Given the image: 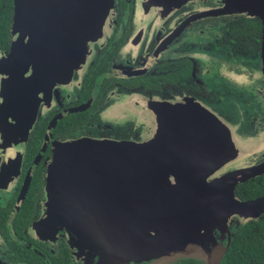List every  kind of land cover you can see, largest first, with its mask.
I'll return each mask as SVG.
<instances>
[{
	"label": "water",
	"instance_id": "obj_1",
	"mask_svg": "<svg viewBox=\"0 0 264 264\" xmlns=\"http://www.w3.org/2000/svg\"><path fill=\"white\" fill-rule=\"evenodd\" d=\"M13 1L10 48L0 51V141L14 138L3 165L11 171L22 161L24 138L40 110L55 105L60 90L82 85L97 47L106 45L112 34L115 14L114 0ZM152 1L175 10L197 0ZM199 1L202 10L193 16L261 21L264 76V0ZM167 18L148 22L166 27ZM145 21L140 24L148 27ZM180 27L166 39L172 40ZM73 62L78 71L72 76ZM142 92L126 93L121 107L128 105L133 121L153 126L144 139L81 137L57 143L48 162L45 212L34 233L42 237L64 229L86 247L111 256L164 253L152 264L182 258L220 264L223 250L213 257L216 251L205 248L214 238L211 226L216 229L219 219L233 220L236 210L246 221L264 215V197L243 202L234 194L239 183L264 173V150L258 160L227 169L246 154L238 144L245 138L236 126L196 97ZM53 128L54 122L47 138ZM246 139L250 154L264 149V130Z\"/></svg>",
	"mask_w": 264,
	"mask_h": 264
},
{
	"label": "flooded vegetation",
	"instance_id": "obj_2",
	"mask_svg": "<svg viewBox=\"0 0 264 264\" xmlns=\"http://www.w3.org/2000/svg\"><path fill=\"white\" fill-rule=\"evenodd\" d=\"M153 4L145 7L147 0H114L112 34L106 45L97 47L99 51L83 82L96 61L103 63L100 76L85 96L82 82L76 94L69 89L60 90L54 96L55 105L52 103L49 108L40 110L29 138H24L22 161L12 171L4 169L3 165L13 148L14 138L0 141V264H152L164 255L153 250L143 256L138 252L111 256L100 249L86 247L64 229L47 232L42 237L34 233V226L45 212L48 162L53 149L64 139L120 138L124 129L115 130L112 125L120 124L121 117L118 116L117 121L115 115L109 121L105 110L114 105L121 94L143 93V90L166 98L190 95L215 101L217 105L240 110L242 125L253 127L250 138L264 130L261 47L258 65L253 64L256 57H251L246 48L238 55L220 50L218 44L225 42L222 29L229 19L193 16L202 10L199 0L175 10L169 8L170 13L160 2ZM152 17H168L170 22L166 27L155 28L148 22ZM142 19L147 20L148 27L140 24ZM179 26L175 37L166 39ZM82 106L83 109L73 111ZM53 122L51 137L47 138ZM263 179L264 173L239 183L235 196L243 202L263 198V194L256 195L259 191H253L258 187L263 190ZM263 216L245 220L238 229L230 227L231 232L226 237L212 225L214 238L210 239L212 242H205V248L216 251L213 257L223 250L220 262L223 264L241 228ZM167 264L206 263L197 258H182Z\"/></svg>",
	"mask_w": 264,
	"mask_h": 264
},
{
	"label": "trees",
	"instance_id": "obj_3",
	"mask_svg": "<svg viewBox=\"0 0 264 264\" xmlns=\"http://www.w3.org/2000/svg\"><path fill=\"white\" fill-rule=\"evenodd\" d=\"M13 13L14 1L0 0V51H7L10 48V30ZM222 34L225 37V42L218 44L220 50L223 49L238 55L246 48L251 57H256L253 64H259L262 23L258 18L242 16L229 19L222 29ZM102 66L103 63L99 61H96L92 66L83 82L84 96L86 92L91 91L94 82L100 76L99 73L102 70ZM66 129L68 128L66 127ZM253 191H259L256 195L263 194L264 196V179L263 190H260L258 187V189H254ZM32 264L36 263L32 262ZM223 264H264V216L262 219L248 223L241 228L232 241Z\"/></svg>",
	"mask_w": 264,
	"mask_h": 264
},
{
	"label": "rangeland",
	"instance_id": "obj_4",
	"mask_svg": "<svg viewBox=\"0 0 264 264\" xmlns=\"http://www.w3.org/2000/svg\"><path fill=\"white\" fill-rule=\"evenodd\" d=\"M107 35H108V33H107ZM71 70L73 71L72 76L74 75L75 71H78L77 67L75 66V62L72 63ZM81 77L82 76H80V78ZM71 90L74 92V94H76L79 91V87L74 85L71 88ZM125 95H126V93L121 94L119 99L116 101L117 105H116V103H114V105H110L105 110V118L109 121H111V117L112 116L114 117L115 115H116V120L119 121V119H117V117L121 116V120L119 121L120 124L112 125L109 122H106V124L112 125L115 130H123L124 129L125 133L122 134V136H126L127 133H131L132 139H137V140L144 139V137L149 135L148 133L150 132V130L152 129L153 126L152 125H146L143 122L137 123L131 119L132 113H131V110H129L128 105H124L123 107H121L122 103L125 101ZM127 97H129V96H127ZM198 101H200L202 104L207 106V108H209L211 111L216 113L221 118L230 122L229 123L230 125L236 126L237 133L240 135L241 138H245L244 141L238 140V144H239L241 150H243L246 153L245 156L243 158H239L238 160L228 164L225 168H227V169L238 168L237 167L238 164H244L248 161L254 162L255 159H257V160L259 159L258 156L262 154L264 149L262 146H261L262 147L261 149L260 148H252L254 151H257L258 149H260V150H258V152H256V153L250 154V150H251L252 145L250 144V142L246 138H250V134L253 132V130H252L253 127L251 125L248 126L245 123L242 125L241 118L239 115L240 110L229 108L226 105H222V104L217 105L215 103V101L209 102L207 100H202V99H198ZM137 124H140V125L138 127H136ZM260 133H262V131ZM244 222H245V218L239 217V212H238V210H236V214H235V217L233 220H224L223 221V220L219 219L216 231L220 232L221 236L226 237L231 232L230 227H231V229H235L234 227L236 226L238 229V226L243 225Z\"/></svg>",
	"mask_w": 264,
	"mask_h": 264
}]
</instances>
